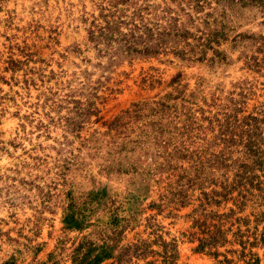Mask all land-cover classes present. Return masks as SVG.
I'll return each instance as SVG.
<instances>
[{
	"label": "rangeland",
	"instance_id": "374dc122",
	"mask_svg": "<svg viewBox=\"0 0 264 264\" xmlns=\"http://www.w3.org/2000/svg\"><path fill=\"white\" fill-rule=\"evenodd\" d=\"M264 264V0H0V264Z\"/></svg>",
	"mask_w": 264,
	"mask_h": 264
},
{
	"label": "trees",
	"instance_id": "16d2710c",
	"mask_svg": "<svg viewBox=\"0 0 264 264\" xmlns=\"http://www.w3.org/2000/svg\"><path fill=\"white\" fill-rule=\"evenodd\" d=\"M98 256V255H97ZM96 254L93 255V257H88V259H86L84 256L79 258V260L77 261L76 264H95L96 260H98ZM8 264V263H6Z\"/></svg>",
	"mask_w": 264,
	"mask_h": 264
}]
</instances>
